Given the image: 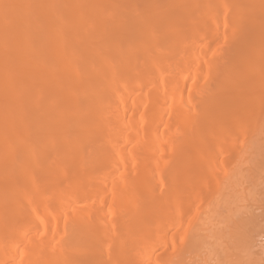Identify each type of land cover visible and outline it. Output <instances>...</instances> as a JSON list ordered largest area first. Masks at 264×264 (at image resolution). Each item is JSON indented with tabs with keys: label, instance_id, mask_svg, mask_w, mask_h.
<instances>
[{
	"label": "bare ground",
	"instance_id": "6f19581e",
	"mask_svg": "<svg viewBox=\"0 0 264 264\" xmlns=\"http://www.w3.org/2000/svg\"><path fill=\"white\" fill-rule=\"evenodd\" d=\"M0 264H264V0H0Z\"/></svg>",
	"mask_w": 264,
	"mask_h": 264
}]
</instances>
